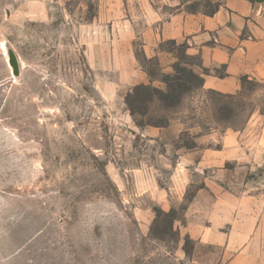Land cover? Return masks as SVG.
Wrapping results in <instances>:
<instances>
[{"label": "rangeland", "instance_id": "374dc122", "mask_svg": "<svg viewBox=\"0 0 264 264\" xmlns=\"http://www.w3.org/2000/svg\"><path fill=\"white\" fill-rule=\"evenodd\" d=\"M100 1L0 0V264L262 255L264 235L246 240L241 228L264 212V85L226 95L193 81L164 100L166 79L186 83L178 68L198 62L163 42L173 61L162 70L138 27L119 29L149 79L132 85ZM181 1L208 15L217 2Z\"/></svg>", "mask_w": 264, "mask_h": 264}, {"label": "crops", "instance_id": "0c3cea01", "mask_svg": "<svg viewBox=\"0 0 264 264\" xmlns=\"http://www.w3.org/2000/svg\"><path fill=\"white\" fill-rule=\"evenodd\" d=\"M220 6L212 15L184 10L181 0H101V15L118 32L111 41V54L126 59L132 85L147 83L148 76L135 65L129 36L120 38L119 29L142 28V52L155 59L165 70L170 54L160 44L182 46L186 57L197 60L188 69L201 78L204 90L232 95L239 92L244 81L264 85V0H213ZM173 9L165 14V9ZM105 12V13H104ZM103 13V14H102ZM128 35V34H127ZM115 36V37H116ZM122 39V40H120ZM114 47V49L112 48ZM170 58V61L168 59ZM264 205V204H263ZM264 210V208H263ZM245 214L241 236L246 240L264 235V212ZM213 243V241H209ZM255 256L247 249L240 259L245 264H264V251ZM235 262L232 259L229 263Z\"/></svg>", "mask_w": 264, "mask_h": 264}, {"label": "trees", "instance_id": "16d2710c", "mask_svg": "<svg viewBox=\"0 0 264 264\" xmlns=\"http://www.w3.org/2000/svg\"><path fill=\"white\" fill-rule=\"evenodd\" d=\"M215 3H216V7L213 9V11L209 15H212L213 13H215L219 8L220 4L218 2H215ZM178 69H179L178 74L182 75V77L188 76V80L186 81V83H183V81L179 82L181 80V78H179L178 76H174L176 78H174L172 81L170 80V78H167L166 81L168 82V85H167L168 92L163 93V92L156 91V93L159 94L160 97L164 98V100L174 99L175 96H177V97L179 96V93L186 92L188 90L187 83H191V82L195 81V82H198L200 84V86H202L201 78H199L198 76L193 74L191 71H186V70L180 69V68H178ZM175 81H177V82H175ZM169 82H174V84H170ZM139 89L147 90L149 88H147L146 86H141V87H137L136 91Z\"/></svg>", "mask_w": 264, "mask_h": 264}, {"label": "water", "instance_id": "95a60500", "mask_svg": "<svg viewBox=\"0 0 264 264\" xmlns=\"http://www.w3.org/2000/svg\"><path fill=\"white\" fill-rule=\"evenodd\" d=\"M9 63H10V66L12 68V74L14 76H18L19 68H18V64L16 62V58L13 55L10 56V62Z\"/></svg>", "mask_w": 264, "mask_h": 264}]
</instances>
